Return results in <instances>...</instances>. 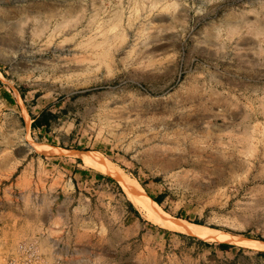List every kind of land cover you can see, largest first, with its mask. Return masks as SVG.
Segmentation results:
<instances>
[{
	"label": "rangeland",
	"instance_id": "rangeland-1",
	"mask_svg": "<svg viewBox=\"0 0 264 264\" xmlns=\"http://www.w3.org/2000/svg\"><path fill=\"white\" fill-rule=\"evenodd\" d=\"M43 144L82 166L75 153L99 151L173 216L263 241L264 0H0V215L9 202L22 217L5 253L27 239ZM111 179L34 230L49 262L264 264L150 222Z\"/></svg>",
	"mask_w": 264,
	"mask_h": 264
},
{
	"label": "crops",
	"instance_id": "crops-1",
	"mask_svg": "<svg viewBox=\"0 0 264 264\" xmlns=\"http://www.w3.org/2000/svg\"><path fill=\"white\" fill-rule=\"evenodd\" d=\"M54 148L58 149L59 147ZM13 149L14 148L11 146L8 147V159L6 162L9 165H13V168H15L16 152H14L12 156L13 160L10 158L11 150ZM28 153L30 154V151ZM28 158L32 165H36V168H34V184L36 187L35 189L31 188V202L29 206H27V215L25 220H23V228L26 229L27 239H36L38 241L39 237L33 236L34 230L38 228L48 230L54 221L59 217H64L68 213L67 208H76L82 204L90 207L92 201H94L96 196L100 194V188L103 185L105 177H103L104 173L102 172L99 173L97 170H95L97 172H92L88 169L89 167L85 168L87 166L84 165L81 157L80 158L85 167L79 163H75L71 158H64L61 153H54L50 157L44 156L33 158L28 156ZM98 174H101L102 176H99ZM52 182H56L57 186L50 190L49 184ZM43 183L48 184V187L46 188ZM48 200L50 201L51 206L48 205ZM46 203L48 205L47 207L45 206ZM3 205L5 206V209L2 210L0 215L1 243L6 234L10 235L12 234V231L22 227V224L20 225L22 217L16 215L12 210L14 205L9 202L7 204L3 203ZM125 208L127 209V206H125ZM131 210L132 209L130 208V210H126L125 213L133 216ZM137 229V231H139V228ZM44 239L48 240V242H56V239L51 238L48 233L45 235Z\"/></svg>",
	"mask_w": 264,
	"mask_h": 264
},
{
	"label": "bare ground",
	"instance_id": "bare-ground-1",
	"mask_svg": "<svg viewBox=\"0 0 264 264\" xmlns=\"http://www.w3.org/2000/svg\"><path fill=\"white\" fill-rule=\"evenodd\" d=\"M38 149L40 153L42 151L45 154H65V150H58L59 148L56 149L50 144H43L41 147H38ZM75 154H78L82 158L87 167L113 177L122 187L127 198L150 222L165 229L191 234L197 237L212 238L219 242H228L264 251V241L262 240L236 236L173 216L147 194L138 180L131 178L122 167L108 159L99 151H87Z\"/></svg>",
	"mask_w": 264,
	"mask_h": 264
},
{
	"label": "built area",
	"instance_id": "built-area-1",
	"mask_svg": "<svg viewBox=\"0 0 264 264\" xmlns=\"http://www.w3.org/2000/svg\"><path fill=\"white\" fill-rule=\"evenodd\" d=\"M7 244L0 242V264H59V259L49 262L48 257L42 255L37 247L36 239H24L7 248Z\"/></svg>",
	"mask_w": 264,
	"mask_h": 264
},
{
	"label": "trees",
	"instance_id": "trees-1",
	"mask_svg": "<svg viewBox=\"0 0 264 264\" xmlns=\"http://www.w3.org/2000/svg\"><path fill=\"white\" fill-rule=\"evenodd\" d=\"M6 97H9V95H7L5 93ZM54 115L50 112H47L45 110L41 111V113L37 116H33L32 117V123H31V126L32 128H48L49 125H50V118H53ZM99 176H102L101 174H98ZM103 177H106L107 179H109L110 181H113L111 178L107 177V176H103ZM153 200H155L157 203L161 204V201H162V197L163 196H153L151 194H148ZM178 217H181L183 218L182 216H179ZM219 247L221 248H227L229 247V244H226V243H219L218 244Z\"/></svg>",
	"mask_w": 264,
	"mask_h": 264
}]
</instances>
